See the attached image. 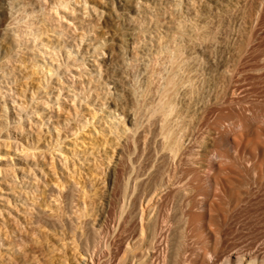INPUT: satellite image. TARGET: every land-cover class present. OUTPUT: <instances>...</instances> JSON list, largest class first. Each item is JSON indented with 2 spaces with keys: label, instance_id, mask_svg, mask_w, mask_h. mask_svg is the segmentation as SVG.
Returning a JSON list of instances; mask_svg holds the SVG:
<instances>
[{
  "label": "bare ground",
  "instance_id": "1",
  "mask_svg": "<svg viewBox=\"0 0 264 264\" xmlns=\"http://www.w3.org/2000/svg\"><path fill=\"white\" fill-rule=\"evenodd\" d=\"M103 15L88 0H2L0 216L26 227L29 209L47 212L54 237L31 228L60 255L46 264H264V0H175V75L147 118L101 107L120 83ZM75 165L106 168L104 196L62 182Z\"/></svg>",
  "mask_w": 264,
  "mask_h": 264
},
{
  "label": "rangeland",
  "instance_id": "2",
  "mask_svg": "<svg viewBox=\"0 0 264 264\" xmlns=\"http://www.w3.org/2000/svg\"><path fill=\"white\" fill-rule=\"evenodd\" d=\"M158 1L159 5L155 6L151 0H88L92 7L104 13L97 26V31L103 35L105 41H109L111 35H114L113 44H117L120 52V56L112 61L120 83L116 89L109 88L108 99L101 103V107L109 110L116 109L118 114H122V118L125 113L134 111L145 118L150 116L151 110L160 100L161 91L172 75H175V0ZM125 2H129L133 8H127ZM1 3L2 0H0ZM1 20L0 17V24ZM103 55L100 59L105 61L107 53L104 52ZM104 71H101L103 79L112 77L111 74L103 75ZM66 116L70 117V115ZM123 122L129 129L133 128V124L126 123L125 119ZM69 124L73 131L78 128L77 124L72 121V117ZM87 134L89 133L85 131L83 136L88 138ZM64 136H68V133L65 132ZM85 143L87 144V141ZM86 144L85 146H88ZM116 155H120L124 160L128 158V153L124 148L118 151L107 150V160L104 163L112 162ZM32 174L37 175L35 172ZM71 180L92 184L98 196H104L110 186L105 167L93 174L86 167L79 169V166L75 165L73 170L70 168L67 171V176L62 182L66 183ZM123 186L124 183L121 182L120 188ZM54 194L56 193L46 192L45 201L47 202ZM222 201L221 199L219 202ZM101 203L100 199L99 204ZM46 215L47 212L38 214L37 211L29 209L28 218L25 220L26 227L24 224H22L23 227L20 226L18 220L14 219L15 215L12 216L13 218L0 216V264H19V254L24 252L28 255L31 264H36V262L46 264L43 261L58 255L57 253L48 255L40 251L42 247H45V239L40 244H34L35 238L31 234V228L42 231L46 237H54V226L45 221ZM94 220L95 222L87 227L90 233H93V228L97 224L96 217ZM31 222L32 227H29ZM51 245L52 242L49 247ZM12 256H14L13 259ZM59 257L60 255L56 256V259ZM56 259H54V264H63L62 261H56ZM69 264L76 263L69 260Z\"/></svg>",
  "mask_w": 264,
  "mask_h": 264
}]
</instances>
